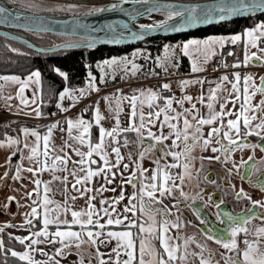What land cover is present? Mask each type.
Listing matches in <instances>:
<instances>
[{"label":"snow or ice","instance_id":"6c2138e0","mask_svg":"<svg viewBox=\"0 0 264 264\" xmlns=\"http://www.w3.org/2000/svg\"><path fill=\"white\" fill-rule=\"evenodd\" d=\"M74 7L69 5L68 10L71 11ZM112 7L116 8L117 5ZM161 7L168 10V20L181 17V22L176 26H167L165 21L155 25V28L181 32L201 25L227 21L230 17L243 15L245 12H264V0H251V3H246V0H221L219 4L207 6L165 4ZM104 10L93 8L89 14ZM6 13L7 9L0 6V17ZM141 28L153 30L152 26L141 25ZM80 39L88 40V47L93 46L91 37L82 36ZM111 42L120 41L116 39ZM238 43L243 44V60L237 57L229 65L221 59L220 67L225 70L229 67L233 69L249 66L264 67V22L247 28L240 34L192 39L179 47L182 54L190 59L191 72L195 74L206 71V65L221 54L220 49L227 44ZM79 46L81 45L70 44L67 47ZM227 55L235 56V53L229 51ZM174 58L175 50L172 46L165 45L164 55L157 57V62L165 73L168 71L167 65ZM129 64L131 75L135 76L140 71V66L126 59L106 60L101 70L103 71L104 67L122 66V71L127 76ZM56 71L65 80L67 79L65 73L58 69ZM40 77L39 71L32 72L26 79L16 75L0 76V81L4 82L0 83V100L4 101L5 108L11 110L12 105L9 102L13 99L11 94L4 95L6 84L19 85L16 96L21 104L27 105L28 101L23 93L30 84L40 85ZM89 77L87 89L65 88L60 93V100L66 97L76 100L77 97L73 95L75 91H79L80 97L85 96L88 91H98L94 83L96 77L91 76V73ZM204 84L209 85L206 90L203 88ZM195 85H200L201 88L197 96L186 93L180 97L174 94L165 95L172 92L170 83H163L155 90L134 89L130 96L122 92L119 95L114 93L105 96L103 99L107 102L109 114L114 118V126L110 130L99 127L97 142L87 138L94 125L83 119L66 120L67 129L60 127L59 122L52 123L47 126L44 135L35 128L22 127L20 133L23 140L20 139L19 134L16 137L6 136L5 139H0V149H6L11 153L6 159L9 167H12V157L19 154L20 162L14 165L15 174L11 177L14 181L25 178L22 177L23 172L32 173L34 177L44 172L51 175V180L48 181L34 179L32 183L36 187L33 192L27 193L29 198L33 195L35 198L29 206L30 212L25 214V223L18 227L27 226L26 230L31 232V236H9V239L17 240L26 250L17 252L6 249L3 239H0V252H10L11 256L18 257L26 264H61L56 257H66L75 248L79 257L75 264H85L82 248L87 245L89 249H95L94 253L92 251L87 253L88 264H91L93 256L97 264H197V259L198 264H220V261L215 260V252L206 244H201L195 237L180 236V217L170 219L173 214L169 203L165 201L175 200L176 203L171 207L179 211L181 202L203 199L200 192L190 195L184 188L192 187L193 181L196 188L200 187V173L205 170V162L209 165L213 162L223 165L230 163L231 167L225 168L228 176H231L235 169L236 175L241 180L248 179L249 182L251 176L257 173L264 174L262 167L264 159L257 163L255 156L249 155L247 160L241 158L239 164L231 159L236 151L251 150L255 153L259 149L264 153V75L259 77V83L256 82L254 73L242 74L239 71L232 72L231 79L228 74H224L215 80L197 77L178 81L182 92ZM257 95L261 99L254 103ZM35 102L34 94L32 103ZM125 104L128 108L126 113ZM186 104L189 106L186 107ZM57 108L64 112L68 111L60 104H57ZM33 111L36 117L42 116L39 108ZM122 113L128 117L127 127L121 126ZM24 114L32 115V113ZM104 119L97 106L94 116L95 125H101ZM205 127L209 130L205 131ZM58 128L61 132L67 133V139L61 137L62 143L59 148L54 143L53 135ZM129 133L135 134L134 140L128 138ZM249 137H256L257 142H247ZM133 143L143 150L139 152L136 160H133L132 154L129 153L127 156L129 163H123L125 157L121 154V146L127 147ZM85 145L87 150L82 151L81 147ZM69 152L74 153L78 159L73 160ZM112 154L115 157L114 161L110 159ZM154 154H157L155 158L150 159ZM146 159H150L154 167L144 168L143 162ZM24 160L32 166L25 168ZM250 161L253 163L249 164ZM70 163L71 168H69ZM121 165H123L122 170ZM240 167L246 169L245 173L239 171ZM125 172H129V175L125 176ZM8 175L9 172L5 171L3 176H0V180L7 178ZM69 177L72 179L70 180ZM117 177L120 180L117 187H106L114 184ZM94 178L103 180L100 187L88 186ZM203 180L216 184V181L208 175H205ZM55 182L63 185L61 191L63 201L56 200L50 195L51 185ZM41 185H43L42 193ZM126 186L133 189L128 196L125 195ZM254 186L264 192V179H260L257 175ZM118 189V196L107 198L103 195L108 191L115 193ZM235 196L251 200L242 188L235 193ZM98 197H100L99 207L95 203ZM8 199L11 201L15 197ZM78 199H84L86 207L77 209L75 205ZM125 200L127 203L121 210L119 205ZM223 203V199L216 203L209 196L205 206L219 208ZM251 203L252 207L243 210V214L215 213L224 234L213 232L210 228L204 233L206 240L214 241L225 250L220 252L223 264H264V211H256L257 208L264 210V200H252ZM257 220L261 223H253ZM34 221H38L41 225L35 231L32 230L35 227ZM207 223V220L201 219V224ZM6 227H16V225H2L0 233H3ZM171 229H177V232L172 233ZM113 241L115 246L109 253L100 252L101 246L108 247ZM40 245H59V247L53 255H49ZM192 245H195V249L189 251ZM36 253L47 259L36 260ZM105 255L107 259H104ZM189 257L193 259L190 260Z\"/></svg>","mask_w":264,"mask_h":264},{"label":"trees","instance_id":"16d2710c","mask_svg":"<svg viewBox=\"0 0 264 264\" xmlns=\"http://www.w3.org/2000/svg\"><path fill=\"white\" fill-rule=\"evenodd\" d=\"M19 1V0H18ZM106 0H20V2L29 4L33 7L40 8L51 12H70L69 5H74L72 12H80L92 8H96L103 4ZM257 20H264V12H256L243 17H237L205 25L194 29L190 32L171 35H154L142 40L135 45H144L147 53L145 57L140 58V75L147 74L161 76L167 73L153 61L154 56L159 55L161 42H173L175 40L183 39L187 36H201L209 33L229 34L238 32L242 27L250 25ZM15 32L27 37L31 41L41 46H50L63 41L76 39L78 37L55 32H37L30 30H15ZM11 40L19 44L22 49H15L4 45L6 41ZM4 43V44H3ZM135 45H106L100 44L95 46L82 47H68L61 48L53 52H37L26 45L16 40L10 39L0 34V72H14L18 74L25 73L32 68H37L41 73L40 79V111L42 114H49L56 104V94L62 86L77 87L81 86L85 81L87 75L91 73L96 77L94 83L101 86H109L115 83L117 76L114 74L109 77V72L99 74V67L104 65V59L107 56H120L122 54H129L130 49ZM232 51L235 56H228L227 53ZM220 55L226 54L229 57L230 63L239 57L238 49L235 45L227 44L223 49H220ZM218 55V56H220ZM152 57V58H151ZM175 70L178 72L185 71L187 66L186 57L179 51L175 53V58L171 61ZM107 68V67H106ZM66 74L67 79L58 74L56 70ZM109 71L111 68H108ZM90 129V137L93 140L96 135L97 127L95 123ZM5 126H0V134L13 133V130ZM35 226H38L36 223ZM11 234L7 232L0 233V239H3L5 248H20L21 244L15 239H9ZM13 237V236H12ZM0 264H26L18 259V257L11 256L10 252H0Z\"/></svg>","mask_w":264,"mask_h":264},{"label":"crops","instance_id":"0c3cea01","mask_svg":"<svg viewBox=\"0 0 264 264\" xmlns=\"http://www.w3.org/2000/svg\"><path fill=\"white\" fill-rule=\"evenodd\" d=\"M261 22H264V20H257L250 25H246V26L242 27L241 30H239L238 32H234V33H229V34L209 33V34H205V35H201V36L187 37L186 39H183V40H187L189 38L207 39L208 37H211V36H230L233 34H240L245 29L255 27L256 24L261 23ZM235 48L238 49L239 59L243 60V54H244L243 53V44L238 43L237 45H235ZM252 51H256V49H252ZM186 59H187V66H186L185 72H184V75H186V76H182L179 78L178 77H172V76H167V77L160 76V78L156 80L158 83V86H156L152 82H149L146 80H138L136 83L129 84L130 86L127 87L125 92H124V89H121L120 92L117 91L115 93L117 95H119L122 92L124 95L130 96L133 93L134 89L152 88L155 90V89L159 88V86L162 85L163 83H170L172 85V92L171 93H165V95L174 94L175 96L180 97L186 93L189 95L197 96V95H199L200 90H201L200 85L191 86L182 92V90L178 86V81L185 80V79H195L197 77H205L209 80H215L224 74H228L230 79H231V73L234 71H239L242 74L246 73V72L254 73L255 78H256V82L258 83L259 77L264 75V67H259V66L241 67L238 69L231 68L228 71H213L214 66L212 64V61H210L206 65V69H207L206 71L193 74L191 72L190 60L188 57H186ZM34 71H39V70L37 68H32L31 70H29L25 73H22V74H18V73H14V72H0V76L16 75V76H20L21 79H26ZM114 73L115 72H112L111 75H113ZM162 77H164V78H162ZM40 79H41V77H40ZM0 83H4V82L0 81ZM208 86H209L208 84H204V86H203L204 90H206L208 88ZM214 86L215 85H213V87ZM19 87H20L19 85H13V84H6L5 85L4 95L11 94L13 96V99L9 102L12 105V108H11V110L6 109L4 106V101L0 100V119L2 118V119L7 120V118H13V116H16V117L22 116L26 120H24V122L19 124L13 130V133H7V134H2V135L0 134V139H5L6 136L16 137L19 134L20 139L23 140V136L20 133V129L22 127H28L30 129L35 128L41 135H44L47 132V126L52 124V123L59 122L60 127L67 129V124L65 123V121L68 119H71V120L83 119L85 121L95 123L94 116H95V110H96L97 106L99 108L100 113L103 114L105 119L101 122V125H96L97 131H96L95 138L93 140L91 139L90 136L87 138L91 139V141H93V142H97L98 141V129H99V127L102 126L105 129L110 130L114 126V118H113V116H111L109 114L108 108H107V102L103 99L105 96H110L111 94L107 93V95H102L103 94L102 93L98 97L95 96L94 98H91V100L86 102V104L92 110V114H91L90 118L87 119L81 113V110H80L81 108H80L79 103H78L79 100H77V101L72 100V102H69L68 99H65L62 102H59V104L62 106V108L68 109V111L67 112L61 111L60 108H57L58 103H56L55 108L53 109V110H55V117L49 119V121L45 124L46 126L44 128H42V127H40V121H38V122L30 121V118L31 119L39 118V117L35 116V113L33 110L36 108H40V85L30 84L25 89L23 95L28 101L27 105L21 104L20 99L16 96V93L18 92ZM88 93H90V92L88 91ZM34 94H35L36 102L32 103V100L34 98ZM259 100H260V96L257 95L254 103L258 102ZM97 102H98V104H97ZM113 106H114V104H113ZM185 106L188 107L189 105L186 104ZM197 107L199 108L200 105L198 104ZM229 107H231V105H229ZM124 111H125V113L128 111L127 104L124 105ZM145 111H147V109H145ZM24 113H32V115H30V116L25 115ZM120 120H121V126L122 127L128 126L127 115L122 113L120 116ZM1 123H5V122L0 121V125H2ZM208 130L209 129L207 127H205V131H208ZM53 135H54V143L56 144L57 148H59L61 143H62L61 137H64L65 139H67L66 131L61 132L59 130V128L54 131ZM128 138L130 140H134L135 134L129 133ZM30 139H32V138L30 137ZM69 143H72V141H69ZM129 146H132L134 148V150H132V151L136 152V153L134 152V154L136 155V158L138 157L139 152L143 150L142 147H140L134 143L129 144L127 146V149H124L123 146H121V154L125 157V159H126V156H128V150H129L128 147ZM81 150L86 151L87 150L86 145L82 146ZM108 151H110V149H108ZM69 154L72 156L73 160L78 159V157H76L74 153L69 152ZM157 154H154L150 159H154L155 155H157ZM10 155H11V153L8 150L0 149V176H3L5 171L9 172V175L7 178L0 180V226L5 225V224L16 225V227H6L4 229V231L11 234L13 237H17V236L18 237H28V236H31V232L26 230L27 226L25 228L18 227L19 225L25 223V214L30 212L31 209L29 206L32 204V199L35 198V195H33V197L29 198L27 196V193L33 192V189L36 187L34 185V183H32V181L34 179L39 178L43 181H48V180H51V175L48 176V172H44L42 174H39L37 177H34L32 175V173L23 172L22 177H25V178L18 180V181H14L11 178L15 174L14 165L19 163L20 160H19V154L15 157H12V161H11L12 167H9V165L6 163V159ZM25 155H27V150H25ZM94 158H97V157H94ZM150 159H146L143 162L144 168L151 169L152 167H154V165L151 164ZM102 163L103 162L101 161L100 162L101 166H102ZM23 166L25 168H27V167H30L32 165H30L27 160H24ZM71 167H72V165L70 163L69 168H71ZM93 167L95 168V166H93ZM148 174L150 175L151 173L149 172ZM61 175H64V173H61ZM82 175H83V173H82ZM69 179L71 180L72 178L69 177ZM98 181H99V178H94L93 182L91 184H89L88 186L89 187H97ZM101 181H102V179H101ZM100 185H101V183H98V187H100ZM62 189H63V185L61 187V190L59 189L57 196L53 195V197L56 200L63 201V197L61 195ZM184 189H186V187ZM42 192H43V185H41V193ZM9 197H15V199L9 201V199H8ZM171 201L166 200L165 203H169L170 208L172 210L173 207H171V205H172ZM5 205H7V207H5ZM9 205L11 207V210H9ZM75 207L77 209L86 207L84 199H78L76 201ZM97 207H99V201L97 202ZM170 219H171V217H170ZM36 223H38V226H35L34 228H32L33 231H35L36 229L41 227V225L38 221H36ZM36 223H34V224L36 225ZM171 232L175 233V229H171ZM26 243H27V241H26ZM114 246H115V241L112 244H110L108 247H102L101 250L103 251V253L106 254V253H109L111 248ZM10 249L17 251V252H23L26 250L23 245L21 248H17V249L16 248H10ZM36 254L40 256V253H36ZM104 259H107V255L104 256ZM86 260L88 261V257H85V261ZM91 264H97V260L94 258V256L92 257Z\"/></svg>","mask_w":264,"mask_h":264},{"label":"water","instance_id":"95a60500","mask_svg":"<svg viewBox=\"0 0 264 264\" xmlns=\"http://www.w3.org/2000/svg\"><path fill=\"white\" fill-rule=\"evenodd\" d=\"M220 2L221 0H138V2L133 3L132 0H116L113 2H104L101 6L96 7L103 8L105 9L104 11L91 14H89L91 11L89 9L80 12L63 13L33 11L36 14L26 15L10 6V2L7 0H0V6L7 9V13L3 17H0V34L21 42L34 51L45 53L53 52L61 48H68L67 46L70 44L81 45L79 47L87 46L89 41L80 39L82 36L91 37L93 46L100 44L113 46L134 45L154 35L166 36L180 34L205 26L201 25L181 32L165 31L164 28H155V25L165 21L167 22V26H176L181 22V17H174L172 20H168L167 18L153 23L136 24V19L138 18L168 15V10L162 8L161 5L171 4L191 7L194 5L207 6L219 4ZM246 3H251V0H246ZM112 5H117V7L113 8ZM150 9L151 11H149ZM252 13L245 12L243 15L237 14L230 17V19L243 17ZM141 25L152 26L153 30L141 28ZM73 29H75V34H73ZM15 30L63 33L78 38L44 47L36 45L27 37L15 32ZM141 36L142 38H137ZM116 39L120 42H111ZM9 210H11L10 205Z\"/></svg>","mask_w":264,"mask_h":264},{"label":"rangeland","instance_id":"374dc122","mask_svg":"<svg viewBox=\"0 0 264 264\" xmlns=\"http://www.w3.org/2000/svg\"><path fill=\"white\" fill-rule=\"evenodd\" d=\"M8 2H10V3H15V4H18V5H22V6H24V7H26V8H29L30 10H32V11H39V12H46V13H52L51 11H47V10H42V9H40V8H36V7H33V6H31V5H29V4H26V3H23V2H20V0L18 1V0H7ZM113 1H116V0H106L105 1V3H107V2H113ZM102 5V4H101ZM100 5V6H101ZM89 10V9H88ZM84 11H86V10H84ZM70 12H72V11H70ZM149 16H146V17H142V18H138V19H136V24H143L142 23V21H144V20H147V18H148ZM158 17H160V15H158ZM187 37H193V36H187ZM187 37H185V38H183V39H186ZM183 39H180V40H175V41H173V42H168V41H162L161 42V50H160V53H159V55H157V56H154V58H153V61L156 63V64H158V62H157V57H162L163 55H164V47H165V45H170V46H172V48L175 50V53H177V52H181V50H180V45H182V44H184V43H186L187 41H189V40H192V39H195V38H189V39H187V40H183ZM4 41H6V43L4 44V45H7L8 47H11V48H15V49H22L23 50V48L19 45V44H17V43H15V42H13V41H11V40H4ZM33 42V41H32ZM33 43H35V42H33ZM36 44V43H35ZM36 45H38V44H36ZM55 45V44H54ZM135 45V44H134ZM41 46V45H40ZM50 46H52V45H50ZM45 47V46H44ZM146 53H147V51H146V49H145V47H144V45H135V46H133L131 49H130V52H129V54H122V55H120V56H116V55H113V56H107L105 59H104V61H106V60H111V59H113V58H115V59H117V60H121V59H126V60H129V61H132L133 63H135V64H137V65H139V66H141V60H140V58H142V57H145V55H146ZM182 53V52H181ZM222 55H226V54H222ZM222 55H220V56H216L213 60H212V64H215L214 63V61L215 60H217V58H219V57H221ZM186 57V56H185ZM152 58V57H151ZM190 60V59H189ZM190 63H191V61H190ZM167 67L169 68V73L168 74H166V75H161V76H165V77H167V76H172V77H182V76H186V75H184V74H182V75H178L177 76V74H176V72L174 71V70H172V69H170L171 67H175L174 65H172L171 63H169L168 65H167ZM108 68H111V70L109 71V69ZM128 68H129V73H128V75L127 76H125V73L122 71V66H120V67H115V68H113V67H104V70L102 71L101 70V67H99V74H102L104 71L105 72H109V77L110 76H112L111 75V73L112 72H115L114 74L117 76V79L118 80H116L115 81V83H113V84H111V85H109V86H101V85H98V84H96L95 83V86H96V88L98 89V91H89L90 93H86V95L85 96H83V97H80V94H79V91H76V92H74L73 93V95L74 96H76L77 97V99H76V101L77 100H79V106H80V108H81V106L82 105H80V104H82V103H86V102H88L89 100H91V98H94L95 96L96 97H98L99 95H101L102 93V95H107V93H109V94H114L115 92H117V90H121V89H124V92L126 91V89H127V87L128 86H130L129 84H132V83H136L138 80H146V81H154V79H159L160 78V76H157V75H151V74H147V75H145V76H141L140 75V72L141 71H139V72H137L136 73V75L135 76H132L131 75V72H130V70H131V65L129 64L128 65ZM141 69V68H140ZM113 74V75H114ZM175 75V76H174ZM91 76H93L92 74H91ZM123 77V78H122ZM162 78H164V77H162ZM89 82H90V77H89V74H88V76H87V78L85 79V81L82 83V85L81 86H77V87H67V86H62L59 90H58V92H57V94H56V103H58L59 104V102H62L61 100H60V93L61 92H63V90L65 89V88H68V89H70V90H78V89H81V88H84V89H87L88 88V85H89ZM116 94V93H115ZM65 99H68V101L69 102H72V99H69V98H65ZM64 99V100H65ZM67 101V102H68ZM77 103V104H78ZM89 107V106H88ZM89 109H90V112H91V114H92V110H91V108L89 107ZM53 117H55V110H52L49 114H42V116L41 117H39V118H33V119H31L30 118V121H35V122H38V121H40V127H42V128H44L46 125V123L49 121V119H51V118H53ZM88 119V118H87ZM24 120H26L24 117H16V116H13V118H7V120L6 119H0V121L2 122V121H4L5 123H1L2 125H0V126H5L4 128H6V127H8V128H10L11 130H13V129H15L19 124H21L22 122H24ZM7 122V123H6ZM124 149H127V147H123ZM128 154L129 153H131L132 154V159L133 160H136L137 158H136V155L134 154V152L135 151H132V150H134V148L132 147V146H129L128 147ZM110 152V151H109ZM136 153V152H135ZM200 153L198 152L197 153V155H199ZM205 155H211V153H205ZM114 154H112L111 156H110V159L111 160H113L114 161ZM123 163H129V161H128V159H127V156H126V159H124V161H123ZM205 164H207V162H205ZM199 165V163L197 162V164H196V167ZM122 167H123V165H121V170H122ZM58 175H61V173H57ZM124 175L125 176H127V175H129V172H125L124 173ZM48 176H50V174L48 173ZM98 183H103V180L101 181V179H99V181H98ZM98 183H97V187H98ZM119 183H120V180H119V177H117V180H116V182L114 183V184H112V185H106V187H109V188H112V187H117L118 185H119ZM194 183H195V181H193V186L192 187H186V189H184L186 192H189V193H191V194H193L195 191H196V187H194ZM51 187H52V193H50V195H56L57 196V193L59 192V189L61 190V187H62V185L59 183V182H55V183H53L52 185H51ZM132 191H133V189L130 187V186H126V191H125V195L126 196H128V195H130L131 193H132ZM190 194V195H191ZM104 197H107V198H111V197H113V196H118L119 195V189L117 190V192H115V193H113V192H111V191H108V192H105L104 194ZM99 199H100V197H98L97 198V201L95 202L96 204H97V202L99 201ZM127 203V200H125V201H123L122 203H121V205H119V207H120V209L122 210L123 209V205L124 204H126ZM34 223H36V221H34ZM34 228V227H33ZM54 230V229H53ZM183 238H185V237H190L187 233H185V234H183V236H182ZM114 242V241H113ZM112 242V243H113ZM181 243H182V241H181ZM40 247L41 248H43L44 249V251L45 252H48L49 253V255H53L54 253H55V250H56V248L57 247H59V245H47V246H45V245H40ZM102 247L103 246H101L100 247V252L101 253H103V251L101 250L102 249ZM207 247H209V248H211L214 252H215V260L216 261H220V264H223V260L221 259V257H220V253L218 252V250H216L214 247H211V246H207ZM21 248V247H20ZM17 249V248H16ZM193 249H195V245H192L190 248H189V251H192ZM82 251L84 252V254H85V257H88V255H87V253L89 252V251H92L93 253L95 252V249H89L88 248V246L87 245H84L83 246V248H82ZM196 251H199V249H196ZM217 254H219V256H217ZM205 255H207V253H205ZM35 259L36 260H45V259H47V257H45V256H43V255H41L40 254V256L39 255H37V254H35ZM56 259H59L60 261H61V264H75V262H77L78 261V259H79V257L76 255V249L75 248H73L72 250H71V252L66 256V257H59V256H57L56 257ZM189 259L191 260V259H193L192 257H189ZM91 261H92V259H91ZM197 261H198V259H197ZM85 264H88V261L86 260L85 261ZM197 264H198V262H197Z\"/></svg>","mask_w":264,"mask_h":264},{"label":"flooded vegetation","instance_id":"af4514ba","mask_svg":"<svg viewBox=\"0 0 264 264\" xmlns=\"http://www.w3.org/2000/svg\"><path fill=\"white\" fill-rule=\"evenodd\" d=\"M247 142L256 143L257 138L249 137ZM249 155H254L257 163H259L261 159H264V153H261L259 149H257L255 153L251 150H244L243 152L236 151L232 154L231 159L239 164L241 158L247 160ZM251 163L253 162L250 161L249 164ZM198 167L199 165L197 168ZM226 167H231V164L223 165L219 162H213L211 165L208 163L205 164V170L200 173V187L196 188V191L193 194L190 193L191 195H194L196 192H200L203 199H197L194 202L191 200L181 202L179 211L174 207L171 210V212L173 211L171 219L174 220L177 216L180 217L181 227L179 229V234L181 237L183 234L187 233L190 237H195L201 244L214 247L219 253L224 252L225 250L214 241L206 240L204 235L209 228L212 229L213 232L224 234L222 226L216 219L215 213L228 212L230 214H243V210L252 207V200H264V192H261L257 186H254L257 180V175L260 176V179H264V174L257 173L256 175L251 176V182H249L248 179L241 180L240 177L236 175L235 169L233 170V174L228 176L225 171ZM239 171L245 173L246 169L240 167ZM205 175H208L212 180H215L216 184L213 185L204 182L203 177ZM241 188L251 197V200L237 198L235 196V193L239 192ZM209 196H211L212 200L216 203H219L221 199H223L224 203L220 204L219 208H215L211 205L206 207L205 202L208 201ZM171 202L172 205L176 203L175 200H172ZM256 211L260 212L264 210L257 208ZM201 219L207 220L208 223L201 224ZM253 223L260 224L261 221L257 220ZM175 232H177V229H175ZM217 256H219V254H217Z\"/></svg>","mask_w":264,"mask_h":264},{"label":"built area","instance_id":"2783aa9c","mask_svg":"<svg viewBox=\"0 0 264 264\" xmlns=\"http://www.w3.org/2000/svg\"><path fill=\"white\" fill-rule=\"evenodd\" d=\"M221 59H224L229 65H231L230 60H229V57H228L227 55H222L221 57L217 58V60L214 61V63H215V64H213L214 69H218V71H228V70H230L231 67H229L227 70H225L224 68L220 67ZM170 69L174 70L175 72L177 71V70H175L174 67H171ZM184 72H185V71H181V72H178V71H177L176 74H177V75H182V74H184ZM156 80H157V79H154L153 82H152V81H150V82H152L154 85L158 86V83H157ZM82 104H83V106H84V107H83V113H84V116H85L86 118L90 117L91 112H90L89 107H87V105H86L85 103H82Z\"/></svg>","mask_w":264,"mask_h":264},{"label":"bare ground","instance_id":"6f19581e","mask_svg":"<svg viewBox=\"0 0 264 264\" xmlns=\"http://www.w3.org/2000/svg\"><path fill=\"white\" fill-rule=\"evenodd\" d=\"M10 6H12L17 11H19V12H21L23 14H26V15L36 14L32 10H30L29 8H26V7L22 6V5H18V4H15V3H10ZM167 18H168V15H164V16H160V17L155 15V16L148 17L147 20L142 21V23H153V22H158L160 20L167 19Z\"/></svg>","mask_w":264,"mask_h":264}]
</instances>
